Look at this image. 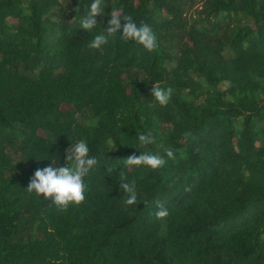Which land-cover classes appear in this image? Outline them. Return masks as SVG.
<instances>
[{
  "label": "trees",
  "instance_id": "trees-1",
  "mask_svg": "<svg viewBox=\"0 0 264 264\" xmlns=\"http://www.w3.org/2000/svg\"><path fill=\"white\" fill-rule=\"evenodd\" d=\"M91 3L0 0V264H264V0H102L87 31ZM114 10L157 48L88 47ZM81 140L97 164L58 212L26 188ZM145 150L165 164L126 165Z\"/></svg>",
  "mask_w": 264,
  "mask_h": 264
},
{
  "label": "clouds",
  "instance_id": "clouds-1",
  "mask_svg": "<svg viewBox=\"0 0 264 264\" xmlns=\"http://www.w3.org/2000/svg\"><path fill=\"white\" fill-rule=\"evenodd\" d=\"M102 0H92L87 15L81 19V28L90 31L97 25V17L102 15ZM110 19L107 21L106 35L101 34L95 36L88 47L99 49L107 43L108 37L114 35L122 29V39L134 41L142 45L149 52L157 48V37L147 24L137 25L130 16L121 17L118 11H112ZM121 20L125 21L123 24ZM173 89L159 87L153 84L151 88V96L160 106H166L169 103ZM189 135L186 133L185 136ZM139 149L148 148L156 144V139L151 132L140 134L138 136ZM113 148V147H112ZM65 166H56L52 164L44 168H37L34 175L30 177L26 190L29 193H35L42 196L45 200H50L57 208L58 212H66L70 205H80L85 200V184L84 177L97 164L95 157L89 156V148L87 144L81 140L75 145L71 144L65 150ZM169 158L175 159L173 152L166 150ZM126 165L129 166H146L153 170L162 167L165 160L158 154L151 151H142L140 155L133 153L126 158ZM55 164V163H53ZM111 171V169H108ZM121 182L119 188L126 195L125 205L137 204L138 197L135 187V181L125 182L127 177L121 174ZM186 191L190 189H185ZM144 204L147 206V202ZM169 212L163 205H159V210L155 213L156 219L163 221L167 218Z\"/></svg>",
  "mask_w": 264,
  "mask_h": 264
}]
</instances>
